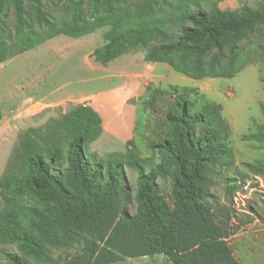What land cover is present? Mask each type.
Returning a JSON list of instances; mask_svg holds the SVG:
<instances>
[{
  "label": "rangeland",
  "instance_id": "374dc122",
  "mask_svg": "<svg viewBox=\"0 0 264 264\" xmlns=\"http://www.w3.org/2000/svg\"><path fill=\"white\" fill-rule=\"evenodd\" d=\"M74 1H79L78 23L89 25L79 34L68 32ZM180 2L205 11L238 14L245 6L264 15V0L6 1L0 12V44L6 49L0 61V179L20 172L15 154L25 133L46 141L60 131L62 116L78 104L90 105L101 118L102 134L89 145L90 151L106 158L123 155L128 147H134L144 159L146 171L163 165L162 173H167L171 168L167 157L153 153L149 144L165 136L164 116L173 103L175 87L188 93L196 110L206 101L220 106L228 130L224 138L228 156L208 172V193L203 202L213 211L216 223L228 229L225 240L232 257L239 264H264V166L258 165L264 160V137L257 135L258 128L264 126V19L233 41L237 71L232 77L193 78L175 70L168 61L146 62V47L132 48L123 43L108 47L115 57L105 63L92 55L97 48L105 50L108 31L169 20ZM16 4L21 6V28L16 23ZM37 8L48 26L39 19ZM180 24L191 25L183 22L170 28L177 31ZM29 36L31 42L25 43ZM158 42L151 40L148 45ZM227 48L224 44L223 50ZM124 173L130 203H121V208L132 214L136 209L137 173L128 166ZM156 182L163 201L172 208L170 177L159 174ZM33 206L45 207L31 193L7 196L0 188V210ZM103 227L99 223L96 250L110 235V229ZM72 232L66 231L72 236L71 244L45 242L50 259L0 239V264H15L7 253L27 264L83 263L88 258L89 231L83 226ZM111 264L171 263L158 253L125 256Z\"/></svg>",
  "mask_w": 264,
  "mask_h": 264
},
{
  "label": "trees",
  "instance_id": "16d2710c",
  "mask_svg": "<svg viewBox=\"0 0 264 264\" xmlns=\"http://www.w3.org/2000/svg\"><path fill=\"white\" fill-rule=\"evenodd\" d=\"M6 1L0 0V12ZM78 2H73L68 30L72 34L89 28L77 21ZM37 9L39 19L48 26ZM21 13V6L16 4V23L20 28ZM262 19L261 12L245 6L238 14L230 10L205 11L180 2L169 20L157 19L108 31L105 50L97 48L92 55L105 63L115 57L108 47L123 43L132 48L146 47V62L168 61L175 70L193 78L232 77L237 71L233 41ZM183 22L191 25L180 24L177 31L170 28ZM151 40L159 42L149 46ZM24 41L30 43L31 37ZM5 52L0 44V61ZM172 90L173 103L164 116L165 136L149 144L153 153L167 157L171 164L167 173H162L163 165L146 171L144 159L134 147H128L123 155L106 158L90 151L89 145L102 134V123L98 112L88 104H78L67 111L60 131L46 141L25 133L15 154L20 172L0 179V188L7 196L31 193L45 207L1 209L0 239L50 259L45 242L71 244L72 236L66 231L73 233L84 226L90 235L88 258L71 264H111L125 256L158 253L171 264H239L225 240L228 229L216 223L213 211L203 202L208 193V172L228 156L224 140L228 130L220 106L206 101L196 110L187 92L175 87ZM257 135L264 137V126L258 128ZM258 165L263 167L264 160ZM125 166L137 173L136 209L132 214L121 208V203H130ZM159 174L171 179L172 208L159 194ZM99 223L105 231L110 229V235L96 250L94 239ZM6 257L15 264H27L15 254L7 253Z\"/></svg>",
  "mask_w": 264,
  "mask_h": 264
}]
</instances>
